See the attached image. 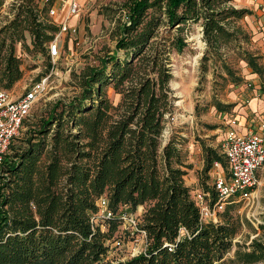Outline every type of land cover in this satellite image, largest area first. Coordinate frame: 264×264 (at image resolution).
I'll use <instances>...</instances> for the list:
<instances>
[{
	"label": "trees",
	"instance_id": "16d2710c",
	"mask_svg": "<svg viewBox=\"0 0 264 264\" xmlns=\"http://www.w3.org/2000/svg\"><path fill=\"white\" fill-rule=\"evenodd\" d=\"M55 1H10L11 16L0 25V88L9 90L22 76L18 42L46 55L50 66L46 44L59 29L49 15ZM234 1H123L114 49L82 69L77 94L48 102L0 163V264H220L234 245L231 262L264 260L263 240L233 241L243 219L231 199L216 219L200 217L184 178L192 166L184 139L163 134L175 109L171 53L187 47L188 24L201 26L202 79L212 69L221 86L238 84L240 60L264 76L263 54L250 47L252 34L240 23L252 10ZM213 105L226 110L232 103ZM201 145L198 182L215 200L209 171L215 159L225 170L227 164L217 148ZM101 196L114 211L144 206V250L122 260L107 256L119 220H92Z\"/></svg>",
	"mask_w": 264,
	"mask_h": 264
},
{
	"label": "rangeland",
	"instance_id": "374dc122",
	"mask_svg": "<svg viewBox=\"0 0 264 264\" xmlns=\"http://www.w3.org/2000/svg\"><path fill=\"white\" fill-rule=\"evenodd\" d=\"M10 1L4 0L0 7V25L6 22L11 16L9 8ZM124 0H80L81 7L77 14L70 18L72 24H75V32H64L58 36V44L60 48L59 58L48 66L46 55L28 51L21 47L20 42L17 43V52L21 56V67L23 69L22 76L14 85L9 88L13 95L20 94L26 85L37 80L36 78L48 74L47 85L44 92L37 98L32 105L29 114L25 117L22 127L14 137L12 143L18 145L21 139L33 122L37 120L40 114L45 113L48 102L55 99L68 100L80 90L79 78L82 69L88 64H97V56L103 54L107 49L115 47V31L116 23L125 17V10L120 8ZM61 0H58V6H55V13L50 17L58 22L64 16L59 17V8ZM252 0H235L236 5H249ZM59 13V14H58ZM249 18V19H247ZM58 19V20H57ZM255 20L250 16H245L240 23L247 28L252 34L250 47L258 49L260 47L253 40L254 32L248 28L249 22ZM247 25V26H246ZM188 32V45L180 51L171 53V71L173 77L170 81L174 100L173 117L167 123L164 129V138L175 132L184 139L183 151L185 160L191 163L184 178L187 177L190 186L195 182L199 170L203 166V149L201 142L209 144L220 152L221 142L227 129L228 120L235 116L242 115L246 109L245 104L249 98L255 85L264 87V76L253 78L246 77L247 66L243 60L237 65L240 68L244 79L238 84H226L221 86V79L218 75L211 72L210 69L201 78V56L203 53L204 42L201 39V26L197 23H190L186 26ZM25 41L30 48L32 44L30 36L25 31ZM47 46V44H46ZM263 61V60H262ZM48 68V70H47ZM42 72H45L44 74ZM215 80V81H214ZM251 85H248V82ZM107 92L111 99L117 100L118 95L114 94L111 87H107ZM214 99H219L224 103H232V106L226 110H219L213 105ZM263 113H259L261 116ZM262 117V116H261ZM264 117V116H263ZM241 119V117H240ZM247 128H256V122ZM227 170H225V173ZM260 184L258 191H255V200L250 209L245 203L233 201L237 208V213L243 219L242 225L238 233L234 236L233 241L248 244L253 238L264 240V164L258 171ZM208 184H212L213 174L209 171ZM192 180V181H191ZM197 186L200 188L198 182ZM196 186V187H197ZM194 189V188H193ZM127 208V207H126ZM134 214L139 212L138 206L133 211ZM100 223V222H99ZM104 223V221H101ZM122 236V245L115 246L109 241V249L107 256L114 260L126 259L134 254L136 250L132 246L142 248L141 241H134L137 234L130 235L127 230H122L118 226L113 233ZM227 252L226 258L220 264H264V260L252 263H235L230 261L233 256V249Z\"/></svg>",
	"mask_w": 264,
	"mask_h": 264
},
{
	"label": "built area",
	"instance_id": "2783aa9c",
	"mask_svg": "<svg viewBox=\"0 0 264 264\" xmlns=\"http://www.w3.org/2000/svg\"><path fill=\"white\" fill-rule=\"evenodd\" d=\"M57 1V0H56ZM54 4L49 9V15L55 13ZM60 9H64V16L57 22L59 29L53 39L47 44L50 62H55L60 55L58 36L66 31L75 32L76 26L70 18L80 10V0H61ZM48 74L30 82L18 95H13L9 90L0 88V163L5 155L10 152V145L14 137L22 127L25 117L37 98L44 92L47 85ZM251 85L249 81L247 83ZM236 117L228 120V127L221 142L220 153L225 157L227 172L220 160L215 159L211 165L213 174L212 186L217 194L215 200H211L210 191L200 188L193 190V198L199 209L202 219H216L218 209L222 208L226 201H240L250 209L255 200V191L260 184L259 169L264 164V117L256 123V128L249 127L245 131L238 130ZM98 210L92 216V220L104 226L101 221L115 217L119 220L121 231L127 230L130 235L134 233V241H141L142 248L132 246L136 253L144 250L146 231L140 226V213L134 214L126 207L117 211L107 205L106 196H101L98 201ZM264 242V240H263ZM115 246L122 245V236L116 235L111 242Z\"/></svg>",
	"mask_w": 264,
	"mask_h": 264
},
{
	"label": "crops",
	"instance_id": "0c3cea01",
	"mask_svg": "<svg viewBox=\"0 0 264 264\" xmlns=\"http://www.w3.org/2000/svg\"><path fill=\"white\" fill-rule=\"evenodd\" d=\"M56 3H58V0L56 1ZM244 6H247L252 10V13L248 14L247 16L252 17L255 21L252 22L251 20L249 22V26L247 25L246 26L252 29V31L254 32L253 40L257 42L258 47H260L261 49V53L263 54L262 60L264 63V0H252L251 4ZM59 13H58L60 15L59 17H61L62 14L64 13V9L63 8L60 9ZM61 19L60 18L59 20L57 19L58 22ZM246 68H247L246 77H250L253 78V80H255L254 78H257L258 75L255 72H252L249 67ZM246 100H247V103L245 104L246 109L243 111L242 115H239V117L235 116L237 119V124L235 125V127L241 131L247 130V126L252 124L254 120L256 119L260 120L264 116V87L255 85L251 91L249 98H247ZM259 113H263L261 115L262 117L259 115ZM185 182L186 184L191 185V182H189L187 177H185ZM197 184H198V175L195 178V182L193 185L197 186ZM196 186H193V188L194 189L199 188L198 186L197 187ZM257 191H258V187H257ZM138 209H139V213L141 214L144 209V206L138 205Z\"/></svg>",
	"mask_w": 264,
	"mask_h": 264
}]
</instances>
